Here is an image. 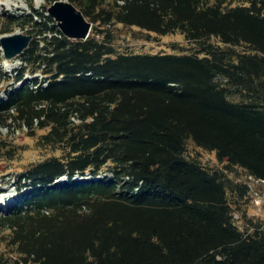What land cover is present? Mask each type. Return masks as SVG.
Returning <instances> with one entry per match:
<instances>
[{
    "label": "trees",
    "instance_id": "trees-1",
    "mask_svg": "<svg viewBox=\"0 0 264 264\" xmlns=\"http://www.w3.org/2000/svg\"><path fill=\"white\" fill-rule=\"evenodd\" d=\"M53 1L0 13L1 32L32 35L0 129L25 125L42 149L1 207L0 264H264V218L235 211L264 187V0H68L92 23L84 40ZM127 27L187 45L125 50ZM5 139L1 157L17 149Z\"/></svg>",
    "mask_w": 264,
    "mask_h": 264
},
{
    "label": "rangeland",
    "instance_id": "rangeland-1",
    "mask_svg": "<svg viewBox=\"0 0 264 264\" xmlns=\"http://www.w3.org/2000/svg\"><path fill=\"white\" fill-rule=\"evenodd\" d=\"M45 4V0H0V13H26L32 10V6L36 9L41 10ZM1 22L2 20L0 19V28L2 26ZM133 29L135 30V28ZM13 32H21L27 34L25 30L13 26L10 32L3 33L0 30V37L1 35L13 34ZM115 41L117 45L122 46V48H124L125 50L131 48L132 51L141 53H156L157 51L170 53V51L174 48V43L182 46L187 45L185 39H183L180 34L170 33L168 35H156L155 38L148 37L147 40H145L143 37L137 38L134 35L133 30L128 27L121 29ZM0 52L2 53L1 48ZM21 59V53L11 60L3 59L1 63L3 71L7 72V74H13L14 69H17L20 66ZM24 76L26 79L34 77L29 73V71ZM14 81L15 80L10 78L0 82V92H2L4 88L12 87V85L15 83ZM5 131H7L5 127L0 129V133L6 138L5 140L10 141V143L16 146L17 149L15 151V154L6 152V154H4L2 157L0 156V210L1 205H4V203L8 199L17 197L19 190L16 186V179L14 178L17 176L16 174L27 168L31 164V162L42 158V149L37 146L36 138L34 135H32L31 133L29 134L28 132L23 130H20L15 134L5 133ZM38 133L43 132L38 131ZM188 151L190 155L197 157L200 162H203L209 166H216L218 164L216 156H214L213 152H209L202 148H199L193 142H189ZM104 174L105 171L102 172V175H100V177ZM88 176L90 177V174H88L86 177ZM254 183L255 185L253 186H255L256 189L262 184L260 182ZM259 197L261 198V200ZM259 197L258 202L256 204L254 202L255 207H253L252 204H249V206L245 207V205L250 202V199L246 203H242L240 207H237L235 211L239 212L238 214H241L243 217L244 214L247 213V215L249 216L264 218V187H262V191L260 192ZM240 218L238 219L239 222L243 223ZM4 233H7V230L2 231V228L0 226V251L2 253L8 251L9 249V247H7V244L3 242L2 236Z\"/></svg>",
    "mask_w": 264,
    "mask_h": 264
},
{
    "label": "water",
    "instance_id": "water-1",
    "mask_svg": "<svg viewBox=\"0 0 264 264\" xmlns=\"http://www.w3.org/2000/svg\"><path fill=\"white\" fill-rule=\"evenodd\" d=\"M47 13L56 21L61 32L70 39L84 40L88 37L92 23L68 0H54L47 7ZM32 35L21 32L1 35L0 48L6 59H12L27 48Z\"/></svg>",
    "mask_w": 264,
    "mask_h": 264
},
{
    "label": "built area",
    "instance_id": "built-area-1",
    "mask_svg": "<svg viewBox=\"0 0 264 264\" xmlns=\"http://www.w3.org/2000/svg\"><path fill=\"white\" fill-rule=\"evenodd\" d=\"M259 197V194L258 193H255V197H256V199H255V204L258 202V197ZM260 198V197H259ZM260 200H261V198H260Z\"/></svg>",
    "mask_w": 264,
    "mask_h": 264
}]
</instances>
